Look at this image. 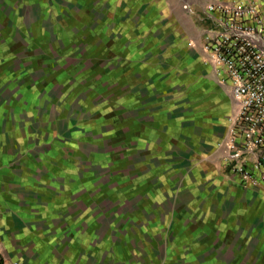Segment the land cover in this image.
Returning a JSON list of instances; mask_svg holds the SVG:
<instances>
[{"label": "crops", "instance_id": "crops-1", "mask_svg": "<svg viewBox=\"0 0 264 264\" xmlns=\"http://www.w3.org/2000/svg\"><path fill=\"white\" fill-rule=\"evenodd\" d=\"M217 1L248 0H0V92L19 76L25 80L29 119L50 125L45 143L54 137L50 149L62 155L42 157L57 160L44 163L57 181L52 186L29 174H0V195L13 200L11 207L0 202L5 264H264V180L247 184L227 167L235 101L231 85L204 61L206 7ZM22 51L29 68L42 72L35 80L26 67L19 74L13 67ZM76 54L80 63L69 65ZM96 71L106 98L88 86L100 80ZM57 86L60 99L49 94ZM24 107L1 100L2 133L15 122L21 136ZM79 118L90 132L86 143L97 139L103 150L114 139L121 146L104 163L125 189L115 192L110 182L95 191L94 177L85 174L87 203L76 206L78 159L62 162L61 148L66 120ZM111 118L112 132L99 131ZM30 121L26 134L34 132ZM132 165L130 178L124 170ZM72 179L66 191L58 182ZM31 190L44 201L57 196L55 213H41L38 203L20 210ZM124 198L136 203L120 205Z\"/></svg>", "mask_w": 264, "mask_h": 264}, {"label": "built area", "instance_id": "built-area-1", "mask_svg": "<svg viewBox=\"0 0 264 264\" xmlns=\"http://www.w3.org/2000/svg\"><path fill=\"white\" fill-rule=\"evenodd\" d=\"M204 61L221 84H230L226 165L250 185L264 180V0L211 2ZM0 264H5L0 249ZM18 264V263H15Z\"/></svg>", "mask_w": 264, "mask_h": 264}, {"label": "rangeland", "instance_id": "rangeland-1", "mask_svg": "<svg viewBox=\"0 0 264 264\" xmlns=\"http://www.w3.org/2000/svg\"><path fill=\"white\" fill-rule=\"evenodd\" d=\"M26 40H24V38L18 37L14 39L15 43H21V45H26L25 42ZM23 50V49H22ZM5 55V54H4ZM30 55H32V52H30ZM29 52L28 51H22L21 53L18 52L15 55L14 60L12 61L13 63V67L15 68V70H19L18 74L21 73V70L25 71L24 69H20L22 66L26 67L27 69L31 70V62L29 61ZM80 56V54H76L74 55L70 60L68 59L67 63L70 64H75V63H80L78 57ZM1 57V56H0ZM101 71V70H100ZM100 71H96L93 72V78H100ZM31 78H33V80L37 79L40 75H41V71L39 70H31ZM83 73H86V71H83ZM88 74V73H87ZM86 74V75H87ZM1 75V73H0ZM90 78V77H89ZM90 80V79H89ZM8 80H5V84H7ZM79 81H81V79H77L76 78V83L78 84ZM18 82V83H17ZM102 79L100 78V80H93L89 83L88 86H93V91L94 94L99 95H103L104 97V91H103V86L101 84ZM12 83H17L15 85V87L10 88L7 87V91L5 92H0V102L2 101H6L8 104L10 103V101L12 99H16L19 102H21L23 104L24 107V112L23 114H21L19 117V126L21 129V136L19 137L18 133H17V124L14 122V125L12 124L11 128H10V134L7 133V131H4L3 133L0 131V163L1 162H7L8 164H5L3 166H0V174L3 175H8V171L9 170L12 175H21V174H29V177H31V179H35L38 181V184H40V186L45 187L47 184H49L50 186L55 185L54 182L57 181H50V177H49V173H50V168H48V165H45L44 163L49 162L50 165H57V160H53L51 159V161H44L42 159L43 156H47V155H51L55 158L58 157H62V155L60 156V154L58 152H55L53 149H50V144H54V137H50L52 138V141L49 142L50 144H46L45 140L48 138V129H50V125L46 124V122L43 121H39V120H35L34 124L33 122L30 121L29 116L31 115L28 108H27V101L25 100V90H26V83L25 80H23V78H20V76ZM63 85V84H62ZM75 85V83H74ZM2 86V84L0 85V87ZM35 90L33 89V92ZM63 91V86H57L54 87L49 94L52 95L54 98L60 99L61 97V93ZM89 91V88H88ZM87 91V94H88ZM90 94V93H89ZM83 95V94H82ZM82 98V97H81ZM103 98H101L100 101L96 100L97 98H95L94 95V102L95 104H101L102 106V100ZM5 103V102H4ZM54 104H56L54 106V108L58 105V103L54 102ZM22 110V109H20ZM56 111V109H53ZM7 112H9V110H7ZM12 113V112H11ZM10 115V114H8ZM13 117H15L13 115ZM32 118V117H30ZM29 119V120H28ZM112 124L108 125V126H103L101 129H99V131L104 130L103 132H108V129H110V131L114 128L113 124L116 123V121H114L112 118ZM28 121H30L31 127H29L30 129L34 128V132L30 133V134H26V130L28 129L27 127V123ZM73 120H66V125H65V129H64V135L62 134L63 138H64V144H62V152L63 153V157L65 158H61L62 162L64 161H69V160H73L74 158H77V171H78V186H77V190H78V194L79 195V200H77L78 204L75 203V205H80L79 203L82 202H86L87 200L85 198V193L83 190H87V188H84L83 183H86V181H84V179H86L87 177H85L87 174V176H93L94 177V189L95 191H99L101 189V187H104L106 184L110 183V189L117 192V191H121L122 189L125 188H119L117 186V183H115L114 185V178L113 176H115L116 174L114 173V175L112 174V171H110L109 167H112V164L106 165L104 163V156H107V154L112 153L114 149V151H121V146L117 147V145L113 144L114 139H107L106 140V144L103 147V150H100L99 147L96 143H98V140L95 139L92 143H86L85 139L88 138V136L90 135L89 131H86L85 127H84V121L82 120V118H79L78 120H76V122L72 123ZM43 123V124H42ZM29 130V129H28ZM109 131V132H110ZM112 132V131H111ZM110 132V133H111ZM102 133V132H101ZM26 137L24 140L23 137ZM47 141V140H46ZM226 141V140H225ZM96 142V143H95ZM90 148V149H89ZM117 152V153H118ZM53 154V155H52ZM93 155L97 156V157H93ZM28 161V163H27ZM135 163V162H134ZM3 164V163H1ZM136 164V163H135ZM133 166V165H132ZM30 167V168H29ZM34 169H33V168ZM28 168L30 169L28 172ZM124 172L126 174H128V176L130 178L134 177V166H128L126 167V169L124 170ZM53 172H51L52 174ZM113 177V179H111ZM114 180V181H112ZM75 180L72 179L71 182H60L61 184V188H63L65 191L66 190H70V186L71 189L73 188V184H75L74 182ZM52 184V185H51ZM70 185V186H69ZM49 186V187H50ZM86 186V185H85ZM101 186V187H100ZM48 187V186H46ZM30 199L29 198H23L19 204V209L22 211H25V213H27V211H31L34 208V203H38V209L39 211L42 213V211H46L48 210L49 214L51 213H55L54 211H52L51 209L56 210L53 205H56V202L58 200L57 196L53 197V198H49L48 200H43V196H40L39 193H34L32 190L30 191ZM81 192V193H80ZM35 194V195H34ZM36 196V197H35ZM39 198L38 200L35 199V201L33 200V198ZM82 197V198H81ZM13 200L10 199L7 195L1 194L0 195V202L5 203V204H9L10 207L13 204L12 202ZM23 201V202H22ZM73 201V199L71 200ZM136 200L134 199H129V200H125V198L121 201H119V203H124V205H132V202H135ZM29 202H31V205L29 204ZM75 202V201H73ZM45 203L47 205H52L51 208L48 206H45ZM120 203V205H122ZM18 205V204H16ZM102 206H107L110 204H100ZM48 207V208H47ZM41 216V214H40ZM52 221L53 223H55L54 221L57 220V218L55 219L54 216H56L55 214L52 215ZM61 218V216L59 217ZM3 257H5V253L3 252V249L0 247Z\"/></svg>", "mask_w": 264, "mask_h": 264}]
</instances>
